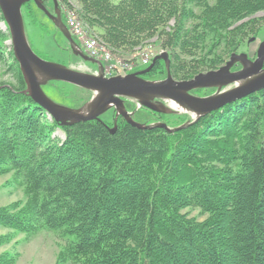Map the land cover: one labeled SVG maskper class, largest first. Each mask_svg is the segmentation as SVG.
<instances>
[{
    "label": "trees",
    "instance_id": "16d2710c",
    "mask_svg": "<svg viewBox=\"0 0 264 264\" xmlns=\"http://www.w3.org/2000/svg\"><path fill=\"white\" fill-rule=\"evenodd\" d=\"M73 1L113 51L131 53L156 38L176 80L220 68L264 22L254 17L264 0ZM24 8V19L37 23L34 2ZM10 58L17 80L0 83V176L13 173L27 199L0 206V224L12 228L0 246L50 229L69 238L55 264H264V89L174 133L122 117L112 133L102 120L61 126L50 118L23 93L12 47ZM166 75L160 59L143 77ZM189 207L207 217L189 216ZM18 258L6 251L0 264Z\"/></svg>",
    "mask_w": 264,
    "mask_h": 264
},
{
    "label": "water",
    "instance_id": "95a60500",
    "mask_svg": "<svg viewBox=\"0 0 264 264\" xmlns=\"http://www.w3.org/2000/svg\"><path fill=\"white\" fill-rule=\"evenodd\" d=\"M30 1L52 19L69 42L74 55L97 65V73L80 71L45 59L34 51L28 41L22 11L23 5ZM52 1L54 14L46 7L45 0H0V9L10 31L14 57L26 83L23 93L32 97L61 126L88 120L101 121L102 114L115 108L116 120L122 116L139 129L163 128L169 133H174L196 123L212 111L264 89V40L259 44L254 60L245 52H234L220 68L199 73L189 80H176L172 76L167 51L157 54L152 63L143 70L107 77L104 74L103 62L83 51L62 20L58 0ZM160 59L165 61L166 77L156 80L144 78L142 75L149 72ZM237 64L241 65V69L232 71ZM51 81L70 83L91 91L93 95L80 107L71 108L57 103L46 94L43 86ZM208 88H215L216 91L208 96H196L191 93L192 90ZM125 98L135 99L141 106L156 113H189L192 114V119L175 127H170L165 122H138L132 117L133 112L126 108ZM167 101L180 108L170 106ZM110 131L114 133L116 125L110 128Z\"/></svg>",
    "mask_w": 264,
    "mask_h": 264
},
{
    "label": "rangeland",
    "instance_id": "374dc122",
    "mask_svg": "<svg viewBox=\"0 0 264 264\" xmlns=\"http://www.w3.org/2000/svg\"><path fill=\"white\" fill-rule=\"evenodd\" d=\"M58 2L59 7L61 9L63 21H65L67 24H70L71 19H74L75 21L80 23L82 31L78 33L80 39H84L87 37L88 39L96 40L101 45L104 44V42H102L98 37V31L89 29L88 26L80 19L77 10L79 7V3L77 1L72 0L70 1L71 5L63 3L62 6H60V0H58ZM45 5L51 13H54V4L52 0H45ZM24 11L25 8L23 9V12ZM262 16H264V11L257 13L254 17ZM35 18L38 21L37 23H33V21H31V17L26 15L25 28L28 41L38 55L43 58L45 57L48 60L60 62L80 71L97 73V65L92 64L90 62H86L79 56L74 55V53L70 49L69 42L64 37L62 32L55 26L52 19H50L36 5ZM5 23V21H0V29L3 31L7 30ZM75 39L80 42L77 36H75ZM155 40L156 38L152 39L143 46L136 48L131 53H122L119 51H113L108 48L109 52L112 54L110 64L116 65L114 71H123L122 66L125 67L126 73H131L147 68L152 63L153 58L164 50L160 42H155ZM263 40L264 22H262V24L259 26V30L255 34H252L248 38H246L245 42L238 49V53L245 52L251 58H255L259 44ZM5 45L6 49L4 52V56L6 61L4 59L0 60V83L5 82L10 84H16V74L14 70L10 69L9 66V63L12 62V59L10 58V49L12 47L11 36L10 39H6ZM82 49L84 51L83 47ZM146 53H150V60L147 63L144 62V58L147 55ZM228 59L229 57L227 58V60ZM103 64L106 65V62H103ZM104 73L107 77L125 75L123 73L108 74L106 71H104ZM63 83L64 84L60 86V90L57 89V87L55 86L52 87L50 84L44 85L43 89L46 94L54 101L71 108L80 107L85 102H87L93 95L91 91H88L84 88L66 82ZM8 86L10 87V85ZM211 91L214 90H208L206 93L208 94ZM125 99H127L126 108L130 112H133V114L135 113L134 115L132 114V117L138 122L148 124L156 122H165L170 127H172L174 126V124L181 122L186 117H190V119H192V114L189 113L166 114L165 116L161 117L158 115L159 113L153 112L141 106L137 100L133 102L129 98ZM167 103L172 106L171 102L167 101ZM180 110H182V108ZM115 116L116 115L114 114L113 109H110L101 116V120L110 123L112 128L115 125L117 127L118 119L116 120ZM50 118L52 117L50 116ZM55 135L60 140L65 139V133L60 129L56 130ZM26 199L27 195L25 193V188L24 186L19 185L14 180L13 173H8L0 176V206L8 205L16 201L24 202L26 201ZM183 212L188 213L189 216L196 217L199 220H204L207 217V214L202 213L201 210L196 207L185 208ZM10 231H12V228L5 227L0 224V235L6 234ZM68 242L69 238L65 236L62 232L56 230L43 229L31 236H27L24 233H18L15 239L12 240L10 243L0 246V254L6 251L18 252L19 258L17 259L16 264H55L59 251L63 249L68 244Z\"/></svg>",
    "mask_w": 264,
    "mask_h": 264
},
{
    "label": "built area",
    "instance_id": "2783aa9c",
    "mask_svg": "<svg viewBox=\"0 0 264 264\" xmlns=\"http://www.w3.org/2000/svg\"><path fill=\"white\" fill-rule=\"evenodd\" d=\"M78 23V24H77ZM69 24V23H68ZM71 24V26H70ZM69 24V27H71V30L73 32V34L75 36H77L80 40V43L82 44V46L85 48V50L93 57H97V58H102L103 60H105L106 65H105V71L108 74H113V73H126V69L124 66H122V70L123 71H114L116 65H111L110 61L112 59V54L109 52L108 47L103 44L101 45L100 43H98L96 40L94 39H88L87 37L84 39H80L78 33L82 32L81 31V27H80V23L75 21L74 19H71V22ZM79 26V27H78ZM85 42V43H84ZM146 57L144 58V62H149L150 60V53H146ZM119 65V62H118Z\"/></svg>",
    "mask_w": 264,
    "mask_h": 264
},
{
    "label": "flooded vegetation",
    "instance_id": "af4514ba",
    "mask_svg": "<svg viewBox=\"0 0 264 264\" xmlns=\"http://www.w3.org/2000/svg\"><path fill=\"white\" fill-rule=\"evenodd\" d=\"M54 14V13H53ZM250 57V56H249ZM256 58V57H255ZM255 58H251L250 57V59H252V60H254ZM234 68V69H233ZM232 68V71H236V70H239V69H241V65L240 64H237L235 67H233ZM208 90H214V91H211L210 93H206ZM216 91V89H197V90H192L191 91V93L192 94H194V95H196V96H208V95H210V94H212V93H214ZM126 101L127 100H125V104H126ZM113 109V111H114V114L116 115V110H115V108H112ZM135 114V113H134ZM133 114V115H134ZM116 117V116H115ZM120 117H122V116H119V118ZM118 118V119H119Z\"/></svg>",
    "mask_w": 264,
    "mask_h": 264
},
{
    "label": "bare ground",
    "instance_id": "6f19581e",
    "mask_svg": "<svg viewBox=\"0 0 264 264\" xmlns=\"http://www.w3.org/2000/svg\"><path fill=\"white\" fill-rule=\"evenodd\" d=\"M84 48V47H83ZM84 52L86 53V54H88L89 56H91L86 50H85V48H84ZM92 57V56H91ZM93 58H96V59H99V60H101V61H103V62H105V60H103L102 58H97V57H93ZM105 74V73H104ZM146 74V73H145ZM143 76V75H142ZM197 90V89H196ZM140 104V103H139ZM141 105V104H140ZM172 106H174V107H176V108H180L178 105H176L175 103H172ZM112 109V108H111ZM110 110V109H109ZM103 115V114H102ZM101 115V116H102ZM101 116H100V118H101ZM127 121V120H126Z\"/></svg>",
    "mask_w": 264,
    "mask_h": 264
}]
</instances>
